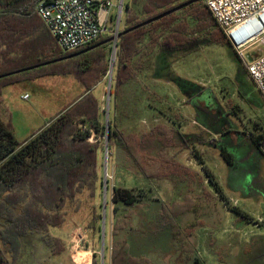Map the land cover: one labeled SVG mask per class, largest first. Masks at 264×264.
I'll return each mask as SVG.
<instances>
[{"label":"trees","instance_id":"16d2710c","mask_svg":"<svg viewBox=\"0 0 264 264\" xmlns=\"http://www.w3.org/2000/svg\"><path fill=\"white\" fill-rule=\"evenodd\" d=\"M40 1L0 0V76H3L0 78V264H14L28 235L48 233L50 228L62 229L84 207L91 210L89 229L100 235L103 215L96 200L102 186L99 168L102 138L107 140L110 151L114 149L116 155L125 156L137 178H174L181 182L189 176L203 178L204 183L208 180L216 188L218 184L214 175L203 167L204 174L168 156L169 148H189L191 136L184 135L173 124L158 120L144 131H129L120 126L124 118L130 117L124 88L149 68L154 54L175 61L201 44L233 48L205 1L118 40L112 85L115 120L109 118L108 125L102 122L104 111L93 89L108 74L112 44L58 60L99 45L111 36L64 53L36 12ZM187 1L190 0H128L124 3L123 29H131ZM45 63L49 64L16 74ZM47 75H71L84 88V93L47 125L20 142L9 110L7 119L3 89ZM263 140L260 135L251 141L260 146ZM148 197L135 189L115 186L111 194L113 212ZM119 234L122 229L115 226L114 246ZM44 240L53 256L65 253L62 239L48 236ZM3 245L8 247L12 259L7 257ZM99 262L94 249L93 264ZM193 264L204 263L195 259Z\"/></svg>","mask_w":264,"mask_h":264},{"label":"rangeland","instance_id":"374dc122","mask_svg":"<svg viewBox=\"0 0 264 264\" xmlns=\"http://www.w3.org/2000/svg\"><path fill=\"white\" fill-rule=\"evenodd\" d=\"M124 20L123 14L121 31ZM105 37L108 36L101 39ZM111 44L109 71L116 61L114 43ZM260 49L263 50V47L247 51L256 55L260 54ZM163 56L154 54L149 68L124 88L129 115H137L140 122L134 124L129 117L124 118L120 126L127 127L129 131H144L159 120L179 129L180 122L183 127L179 130L184 135L192 136L188 139L191 143L187 149L180 146L169 148L168 156L202 174L203 167L214 175L217 188L207 179L204 183L203 178L198 177L192 179L187 176L181 182L174 178H137L123 154L116 155V151H110L109 146L106 151L107 140L102 138L99 150L102 186L96 204L102 215L106 207L104 257L111 249L109 232L107 234L109 213L113 210L111 194L113 187L118 186L135 189L138 193L148 194L155 201H163L161 212L177 219L180 232L177 245L186 247V257L191 256L192 263L199 259L207 264H264V140L260 146L251 141L260 135L264 137V98L249 77L245 63L231 47L201 44L195 51L175 61ZM109 71L96 92L103 105L104 125H107L105 110L109 98V118L115 120V110L112 108L114 69L111 88ZM63 77H71L77 82L71 75ZM58 84L55 91L53 87L52 91H47L30 85L3 89L7 119L9 110L18 131V141L29 138L68 104L73 93L63 92L67 88L64 82ZM25 93L31 96L30 100L21 96ZM105 169L108 174L107 186L104 185ZM90 214V208L84 207L73 215L76 217L75 223L83 230L89 228L91 219H87V215ZM64 232L50 228L48 233L28 235L14 264H76L79 253L76 250L70 252L72 247L67 245L71 236L67 241L62 239L66 251L61 256H53L45 244L44 239L48 236L61 239ZM101 235L102 232L94 235L93 246L100 264ZM85 243L86 239L80 242L83 249ZM2 247L7 257L12 259L8 247ZM184 258L180 264H184ZM153 260L158 261V258L154 256ZM173 261L179 264L175 255Z\"/></svg>","mask_w":264,"mask_h":264},{"label":"built area","instance_id":"2783aa9c","mask_svg":"<svg viewBox=\"0 0 264 264\" xmlns=\"http://www.w3.org/2000/svg\"><path fill=\"white\" fill-rule=\"evenodd\" d=\"M124 3L125 0H42L36 12L61 51L70 53L103 36L117 37ZM205 4L264 98V0H205ZM260 47V54L247 51ZM29 97L23 96L26 100ZM90 141L94 142L93 138ZM81 241L78 236L77 245Z\"/></svg>","mask_w":264,"mask_h":264},{"label":"crops","instance_id":"0c3cea01","mask_svg":"<svg viewBox=\"0 0 264 264\" xmlns=\"http://www.w3.org/2000/svg\"><path fill=\"white\" fill-rule=\"evenodd\" d=\"M63 76L67 75L41 76L32 80H24L10 86H13V88H17L19 86L26 87V85L39 86L40 88H43L47 91H52L51 87H53V91H55V85L60 82H64L65 87L67 88L64 89L63 92L68 93V91H71L73 93L72 96H70L71 98L68 104L64 106L63 109H65L68 105L78 100L83 95L84 88L79 83L78 85L77 82L71 77L69 78ZM101 85L102 84H99L93 89V93L98 98L99 96L96 94V92L98 88L101 87ZM74 92L76 93L74 94ZM25 94L21 96H24ZM58 95L60 97V90L58 91ZM30 99L31 96L27 100ZM101 106L103 109L102 104ZM62 110H60L59 113ZM136 116L137 115H132L129 118L130 120H133L132 123L134 124L140 122V119L136 118ZM52 118H54V116H52ZM52 118H50V120ZM48 123L49 122H46L45 125ZM178 127L180 130L183 127L180 122ZM14 128L17 135L18 131L16 126H14ZM162 204V200L159 202L148 197L141 199V201L135 205L127 207L123 206L121 211L118 213H114L111 209L112 211H110L108 218L109 222L107 223V234L109 232L108 239L109 245L111 244V249L107 250L106 256L104 257L106 259V264H174V255L176 256V260L179 261V264L184 257V264H193L191 256L186 257V247H180L177 245L178 235H180V232L178 231L179 223L177 222V219L171 218L162 213V207H160ZM137 209H139V211H137ZM87 219H91V214L90 216L87 215ZM75 222V216L66 222L62 228V230H65V232L61 239L67 241L68 237L71 236V239L67 241L68 247H72L70 252L73 253V251L76 250L80 254L82 251L80 256L81 260H78V262L75 261L76 264H92V258L94 254L93 246L95 245L93 230L87 227H85V230H83V228L77 225ZM115 226L116 228L122 229V234H119L117 238L116 246H114ZM82 231L83 233H81ZM78 236H81L82 240L86 239L84 249L80 245H77ZM79 249L83 250L80 251ZM154 256L158 258V261L153 260ZM201 261L204 264H207L205 261Z\"/></svg>","mask_w":264,"mask_h":264},{"label":"water","instance_id":"95a60500","mask_svg":"<svg viewBox=\"0 0 264 264\" xmlns=\"http://www.w3.org/2000/svg\"><path fill=\"white\" fill-rule=\"evenodd\" d=\"M201 1H205V0H190V1H187V2H185L183 4H181V5L175 7L173 9H171V10H169V11L161 14V15H158V16L152 18V19H149V20H147V21H145V22H143V23H141V24H139V25H137V26H135V27H133L131 29H128V30H124L123 29L118 34L117 37H112L109 40H107V41H105V42H103V43H101L99 45H96L94 47H90V48H88V49H86L84 51H81L79 53L70 55V56L65 57L63 59H59L58 61H61V60H64V59H70V58H73V57H77V56H79L81 54H84V53H87V52H89V51H91V50H93V49H95L98 46L103 45V44H109V43H115V44H117L118 40L123 35H126L129 32H133L135 30H138V29H140L142 27H146L148 25H151V24H153V23H155V22H157V21H159V20H161V19H163V18H165L167 16H170V15L176 13V12L182 11L183 9L191 6L192 4H195V3H198V2H201ZM115 55H116V53H115ZM114 58H115V56H114ZM248 58H249V61H251L250 56ZM53 62H57V61H53ZM112 62H113V60H112ZM48 64L49 63H45V64H42V65H37L35 67H31V68L26 69V70L18 71V72H16V74L22 73L23 71L34 70V69H37L39 67H42V66H45V65H48ZM113 69H114V64L112 63L111 64V67H110V71H109V74H110V78H109V88H111V84H112ZM13 74H15V73H13ZM2 77L3 76H0V78H2ZM105 111L107 113V125H108V122H109V112H110V98L108 99L107 109ZM105 145H106V151H107L108 150V142L107 141H106V144ZM107 161H108V154L106 153L105 154V165L106 166H107ZM107 175H108L107 174V169H105V173H104V185L105 186H107V184H106L107 183ZM105 212H106V207L104 206L103 220H102V226H101L102 227V235H101V237H102V248H101L102 257H101V264H104V252H105V239H106V215H105Z\"/></svg>","mask_w":264,"mask_h":264},{"label":"bare ground","instance_id":"6f19581e","mask_svg":"<svg viewBox=\"0 0 264 264\" xmlns=\"http://www.w3.org/2000/svg\"><path fill=\"white\" fill-rule=\"evenodd\" d=\"M80 256H81V253L78 254L77 260H81V259H80Z\"/></svg>","mask_w":264,"mask_h":264}]
</instances>
